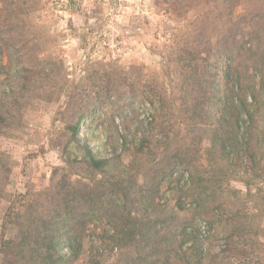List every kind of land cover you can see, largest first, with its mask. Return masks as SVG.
I'll return each instance as SVG.
<instances>
[{"label":"rangeland","instance_id":"1","mask_svg":"<svg viewBox=\"0 0 264 264\" xmlns=\"http://www.w3.org/2000/svg\"><path fill=\"white\" fill-rule=\"evenodd\" d=\"M61 182L70 264H264V0H0V238Z\"/></svg>","mask_w":264,"mask_h":264},{"label":"trees","instance_id":"2","mask_svg":"<svg viewBox=\"0 0 264 264\" xmlns=\"http://www.w3.org/2000/svg\"><path fill=\"white\" fill-rule=\"evenodd\" d=\"M227 67V70L223 72L226 78L225 98L224 100L222 99L217 92L218 90L215 92L218 98V109L215 110V114L219 117V125H222L224 121L231 124L230 131L232 133L225 140L227 143V156H229L233 153V149L237 144L238 136L236 131L239 130V121H243L241 119L242 111L248 113V110L246 107V97L242 100L240 99L238 106L232 97L235 89L238 88V91L240 90V80L237 75L235 77L231 73L230 68L233 67L232 64H227ZM212 83L210 82L209 85H212ZM253 99H255L254 96ZM230 113H232V116L228 119V114ZM188 118L191 119L190 116ZM82 119V116H79L76 125L72 128L76 142L79 140L77 129ZM214 132L215 130L212 131V133ZM225 142L223 141L222 144L224 147ZM84 157L86 164L96 169H100L107 164L106 159H96L87 145L84 146ZM64 188V183L61 182L55 183L49 189L53 190V193L51 191L49 193L52 198L50 207H44L43 201L47 198L43 199L40 203H36L35 200L31 204L24 205L21 211L18 208L9 206L4 214L2 231L4 234L7 229L6 225L9 223L7 225L8 229H14L15 234L13 238H0V244L2 245L0 251L3 253L4 264H70L78 257L81 251L80 240L76 239L74 225H71L66 220L67 218L71 219L74 217L72 209L65 201L59 202L53 200L58 191ZM36 209L39 210L36 211ZM33 212H37L39 216L32 217ZM63 213H66L65 217L62 215ZM62 218H65V221L62 222ZM60 222H62V227L65 229L58 227ZM63 248L66 249V255L62 252Z\"/></svg>","mask_w":264,"mask_h":264}]
</instances>
